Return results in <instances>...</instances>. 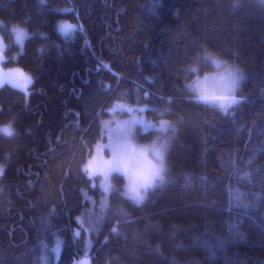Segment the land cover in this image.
Listing matches in <instances>:
<instances>
[{
	"label": "trees",
	"instance_id": "trees-1",
	"mask_svg": "<svg viewBox=\"0 0 264 264\" xmlns=\"http://www.w3.org/2000/svg\"><path fill=\"white\" fill-rule=\"evenodd\" d=\"M232 3L0 0V16L35 34L19 66L36 77L28 96L0 89V122L15 115L19 132L0 139V264H36L55 234L58 264L87 255L90 264H264V4ZM61 21L75 32L63 36ZM202 47L247 74L244 100L227 117L174 91L176 70ZM145 93L153 104L176 96L186 117L168 181L143 209L129 206L139 231L126 239L112 235L111 221L82 231L77 217L91 197L79 166L99 120L114 98L135 104Z\"/></svg>",
	"mask_w": 264,
	"mask_h": 264
},
{
	"label": "clouds",
	"instance_id": "clouds-1",
	"mask_svg": "<svg viewBox=\"0 0 264 264\" xmlns=\"http://www.w3.org/2000/svg\"><path fill=\"white\" fill-rule=\"evenodd\" d=\"M264 4V0H260ZM240 7V0H233L232 8ZM57 30L61 32L58 23ZM62 33V32H61ZM35 34L23 20H8L0 16V89L8 87L27 94L36 77L23 71L30 81L28 88L13 79V70L20 69L19 60L26 45ZM178 83L174 91L184 102L199 109L229 116L239 107L244 97L240 95L247 74L234 61L207 47H202L189 62L182 64L175 73ZM176 96H164L153 104L147 93L135 99V107L127 94L114 98L106 115L99 120L101 135L87 150L79 166L85 185L82 193L91 197L77 217L82 231H97L106 221H111V233L127 238L129 228L136 224L132 209H143L150 195L163 187L170 172L168 157L173 141L185 123L186 117L174 107ZM138 111L141 119L131 114ZM151 113V116L144 115ZM147 123L150 133H144L135 125ZM112 130L113 135H107ZM17 117L11 115L0 122V139L14 140L18 137ZM148 139L142 137L149 136ZM89 161H94L89 166ZM118 194L119 203L111 197Z\"/></svg>",
	"mask_w": 264,
	"mask_h": 264
},
{
	"label": "rangeland",
	"instance_id": "rangeland-1",
	"mask_svg": "<svg viewBox=\"0 0 264 264\" xmlns=\"http://www.w3.org/2000/svg\"><path fill=\"white\" fill-rule=\"evenodd\" d=\"M64 23L74 26L73 32L67 36L60 32L63 36L68 37L75 32L76 25L68 21L59 22V24H64ZM28 93L25 95L28 96ZM133 106L135 107V104H133ZM131 115L137 120L141 119V114L138 111L133 112ZM144 115L148 116V113H145ZM135 127L137 129L142 128L144 133H150V128L148 127L147 123L137 124L135 125ZM107 135L109 136L113 135V131L108 130ZM148 138H150V135L146 137H142V139H148ZM63 245H64V242L62 240V237L59 234H55L54 237L52 238L51 243L46 244L44 248L41 249V254L39 253L41 257L40 259L39 258L37 259L38 262H36V264H58L61 258V255H62ZM74 264H90V256L87 255L86 257L76 260Z\"/></svg>",
	"mask_w": 264,
	"mask_h": 264
},
{
	"label": "snow or ice",
	"instance_id": "snow-or-ice-1",
	"mask_svg": "<svg viewBox=\"0 0 264 264\" xmlns=\"http://www.w3.org/2000/svg\"><path fill=\"white\" fill-rule=\"evenodd\" d=\"M73 27L72 25L70 24H60V29H61V32L64 34V35H69L70 33L73 32ZM13 79L19 83V84H22V86L27 89L28 88V85L30 83V81L28 80V77L27 75L21 70V69H15L13 70ZM141 123H143V121H141ZM93 163L94 161H89V166L92 167L93 166ZM2 169H0V174H2Z\"/></svg>",
	"mask_w": 264,
	"mask_h": 264
}]
</instances>
